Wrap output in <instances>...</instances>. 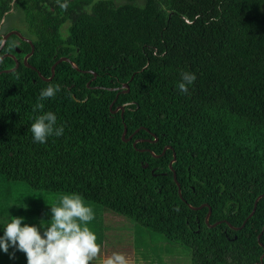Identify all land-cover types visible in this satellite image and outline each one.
I'll list each match as a JSON object with an SVG mask.
<instances>
[{
    "label": "trees",
    "instance_id": "obj_1",
    "mask_svg": "<svg viewBox=\"0 0 264 264\" xmlns=\"http://www.w3.org/2000/svg\"><path fill=\"white\" fill-rule=\"evenodd\" d=\"M13 7L35 50L31 67L13 34L0 52L19 60L0 62V236L12 217L50 224L14 197L24 182L133 219L191 264H264V0H0V19ZM61 57L79 68L63 60L50 78ZM182 72L196 75L187 94ZM49 84L60 91L34 112ZM48 111L63 135L34 143ZM12 252L0 264H27Z\"/></svg>",
    "mask_w": 264,
    "mask_h": 264
},
{
    "label": "clouds",
    "instance_id": "obj_2",
    "mask_svg": "<svg viewBox=\"0 0 264 264\" xmlns=\"http://www.w3.org/2000/svg\"><path fill=\"white\" fill-rule=\"evenodd\" d=\"M60 6L67 7L66 4ZM195 80V73L182 72L176 86L182 94H187L188 86ZM59 91L58 84H49L42 89L33 111L43 110L42 101L54 98ZM29 130L34 143L44 144L51 136L63 135L64 126H57V116L48 111L37 115ZM50 217L49 226L44 228L23 223V217H12L0 236V251L8 253L12 248L10 258L16 251L22 252L27 264H90L99 256L101 247L96 243L97 237L87 227V223L94 219V213L85 206L79 194L63 195L60 206L50 207ZM102 264H129V261L124 254L113 253Z\"/></svg>",
    "mask_w": 264,
    "mask_h": 264
},
{
    "label": "rangeland",
    "instance_id": "obj_3",
    "mask_svg": "<svg viewBox=\"0 0 264 264\" xmlns=\"http://www.w3.org/2000/svg\"><path fill=\"white\" fill-rule=\"evenodd\" d=\"M137 1L141 2V0ZM2 20L0 19V31L20 26L22 16L13 7L12 11L5 14L1 24ZM68 27L69 22L62 25V35L67 36ZM20 29L24 30L22 26ZM14 193L17 201L26 202L27 205L37 210L47 208L49 214L50 207L56 206L58 203L56 199L58 192L36 190L24 182L14 183ZM58 196L61 199L63 195L59 194ZM83 202L93 211L95 205L98 207L97 211L93 212L94 219L87 223V227L96 235V243L100 245L101 252L90 264H102V261L113 253L124 254L129 264H191V252L186 247L171 243L162 235L148 231L133 219L114 213L102 205L84 199ZM4 217L8 218V215L6 214ZM4 217H0V223L5 222Z\"/></svg>",
    "mask_w": 264,
    "mask_h": 264
},
{
    "label": "water",
    "instance_id": "obj_4",
    "mask_svg": "<svg viewBox=\"0 0 264 264\" xmlns=\"http://www.w3.org/2000/svg\"><path fill=\"white\" fill-rule=\"evenodd\" d=\"M11 10H13V8H12ZM4 17H5V15H4L3 18H2L3 20H4ZM3 20H2V22H1V24L3 23ZM11 34H16V35H18L21 39H24V40L30 42V44H31V51L28 52V53L24 56L23 61H24L25 64H27V65H29V66H31V67H34V66H32L31 64L28 63V58L34 53V50H35L34 43L32 42L31 39H29V38H27L26 36H24V35H23L19 30H17V29H13V30H11V31H9V32H7V33L2 34V42H3V43H1V45H0V51L2 50L3 45H5L7 39L9 38V36H10ZM16 50H17V52H20V51H21L20 48H19V49L17 48ZM7 55H10V56L14 57V58L16 59V63H15V66H14V67L9 68V69H5V71H13V70H16V69L18 68V66H19V60L17 59V57H16V55H15L14 53H5V54H2V55L0 56V62H1L2 59H3L5 56H7ZM63 60L70 61V62L73 64L74 67L79 68L78 65H77L73 60H71L70 58H68V57H61V58H59V59H58L53 65H52V75H51L50 78H52V77L54 76V74H55V68H56V65H57L59 62L63 61ZM0 72H1V71H0ZM42 77H43V76H42ZM50 78H47V79H50ZM124 87H126V89L128 90V89H129V85H128V83H124ZM119 108H122V113H123V111H124V106H120V107L116 108L114 111L118 110ZM126 133H127V128H126V126H125L124 131H123V139H124V140H128V139H130L131 136H132V135H130L129 137H126ZM137 141H138V140H136L135 143H136ZM170 147H171L170 145H169V146H166V147L164 148V150H163V153L167 150V148H170ZM175 161H176V153H174V157H173V159L171 160V162H170L169 165H170V168L173 170V174H174L175 181L177 182L178 187H179V193H180V195L182 196V193H181V186H180V183H179L178 180H177V174H176L175 170L173 169V163H174ZM203 206H205V204L201 205L200 207H203ZM195 208H196V207H195ZM254 209H255V208H254ZM210 213H211V209L209 210L208 215H207V222H208V218H209Z\"/></svg>",
    "mask_w": 264,
    "mask_h": 264
},
{
    "label": "flooded vegetation",
    "instance_id": "obj_5",
    "mask_svg": "<svg viewBox=\"0 0 264 264\" xmlns=\"http://www.w3.org/2000/svg\"><path fill=\"white\" fill-rule=\"evenodd\" d=\"M3 18V17H2ZM4 21V20H3ZM13 29H16V28H13V27H11V28H6V29H4L3 31H0V34L2 35V34H4V33H7V32H9V31H11V30H13ZM18 30V29H17ZM20 31V30H19ZM21 32V31H20ZM22 33V32H21ZM23 34V33H22ZM11 35H13V34H11ZM11 35L9 36V38L11 37ZM24 36H26L27 38H29V39H31L32 40V38L31 37H29V36H27L26 34H23ZM8 38V39H9ZM7 39V40H8ZM33 42V41H32ZM21 42H20V40L19 39H16L15 40V44H16V46H15V51L17 52V48L19 47V44H20ZM3 47H4V45H3ZM19 49V48H18ZM22 51V50H21ZM20 51V52H21ZM1 52V51H0ZM5 53H8V52H5ZM4 53V54H5ZM10 53V52H9ZM16 54V53H15ZM27 53H25V55H26ZM24 55V56H25Z\"/></svg>",
    "mask_w": 264,
    "mask_h": 264
}]
</instances>
